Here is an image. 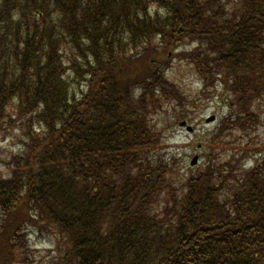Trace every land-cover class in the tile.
Returning <instances> with one entry per match:
<instances>
[{"label": "trees", "instance_id": "obj_1", "mask_svg": "<svg viewBox=\"0 0 264 264\" xmlns=\"http://www.w3.org/2000/svg\"><path fill=\"white\" fill-rule=\"evenodd\" d=\"M169 49L231 99L210 142L258 129L264 0H0V134L22 130L0 175V264H34L39 234L48 264H264V148L246 169L210 153L181 192L168 181L151 118L188 100Z\"/></svg>", "mask_w": 264, "mask_h": 264}, {"label": "rangeland", "instance_id": "obj_2", "mask_svg": "<svg viewBox=\"0 0 264 264\" xmlns=\"http://www.w3.org/2000/svg\"><path fill=\"white\" fill-rule=\"evenodd\" d=\"M188 43L184 42V46L177 51L184 50L188 53L196 49H203L197 48L198 46L192 42ZM150 48L155 49L153 46ZM138 49H146V47L142 46ZM177 51L172 56L173 49H169L170 55L168 56L172 57L166 75L179 86L188 100L182 105L179 103L168 105L151 119L155 120L158 129L163 130L160 153L172 159L170 163L173 168L172 173L168 174V181L172 187L178 188L181 192L187 176L194 173L198 167L204 168L207 165V156L210 153L215 158V164H222L232 156L239 157L247 154V158L250 160L246 162L245 166L252 165L261 151L259 149L264 148V98L255 100L253 103V107L260 113L262 120V124L257 130L247 133L235 130L228 133L219 142L218 139L210 142L214 140V134L230 110L231 99L221 84L210 90L209 88L203 89L202 82L190 62L175 59L178 55ZM212 115L216 116V121L207 124L206 119ZM184 121H187L188 125L195 129L192 134L184 129H188V125L180 128L179 124ZM21 135L20 128L10 129L8 127L0 134V175L8 174L7 163L11 156L17 153ZM222 143H226V145L223 146ZM196 155L199 156V163L197 166L191 167L190 161ZM163 197L167 198V195ZM164 200L162 199L158 207L166 204ZM30 235L28 236L29 241ZM31 239L33 244L31 255L34 264H48L56 252L53 238L39 234Z\"/></svg>", "mask_w": 264, "mask_h": 264}, {"label": "water", "instance_id": "obj_3", "mask_svg": "<svg viewBox=\"0 0 264 264\" xmlns=\"http://www.w3.org/2000/svg\"><path fill=\"white\" fill-rule=\"evenodd\" d=\"M213 118L211 117V120H212ZM185 123H182V125H184ZM189 129H191V128H189ZM197 162V157H195L194 159H193V161H192V164H195Z\"/></svg>", "mask_w": 264, "mask_h": 264}]
</instances>
